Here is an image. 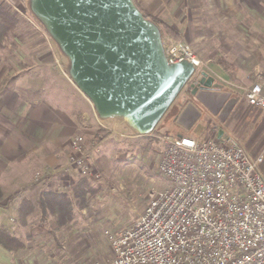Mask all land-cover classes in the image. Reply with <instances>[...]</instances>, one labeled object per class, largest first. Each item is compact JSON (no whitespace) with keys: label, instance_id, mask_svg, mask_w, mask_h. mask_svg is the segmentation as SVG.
Listing matches in <instances>:
<instances>
[{"label":"rangeland","instance_id":"obj_1","mask_svg":"<svg viewBox=\"0 0 264 264\" xmlns=\"http://www.w3.org/2000/svg\"><path fill=\"white\" fill-rule=\"evenodd\" d=\"M0 1L5 6L14 9L21 18L18 30L11 36L12 40L4 49H0V86L8 77L13 75L17 76L16 80L12 82L14 87L16 88L18 85L25 87L24 84H21L19 78L21 75L24 76L25 70L31 71L32 68L27 69L25 66H31L38 61L41 58V56L39 57V52L41 51L46 53V56L41 59L44 61L54 60L55 63L59 62L58 64L61 65L67 75V59L60 53L57 45L47 34L44 27L29 11L28 0ZM138 1L136 3L145 16L147 15L148 18L159 22L165 32L167 31V26L176 31L177 36L165 33V47L170 41L184 40L190 43L204 62V65H207L204 70L214 77L215 83H222L216 78L217 73L215 72L220 66L218 63L220 57L234 65V68L229 67L226 70L223 67L222 69L229 74L235 72L236 78L234 80L243 88L255 83L259 75L264 76V68L260 67L259 64L260 59L263 60L264 64V34L258 36L254 33L253 36L249 37L241 35L238 30L241 25L234 18L236 12L231 11V5L224 4L222 2L224 0H164L170 1L168 4L159 3L160 0H152L153 5H146L143 2L140 4ZM166 5L168 6V12L165 11ZM171 7L178 9V19L173 20L169 17L170 13H174L169 11ZM185 16L187 19L191 18V22L188 19L190 24H187V27L182 23ZM250 28L253 31L255 30L253 26ZM236 42L239 45L245 43L249 47L254 45V50L235 51L233 45L237 46ZM258 44L261 46H257ZM258 58H260L259 61ZM20 69L23 70L20 71ZM41 71H43L42 76L44 77L42 82L48 85L52 84L51 78L55 77V75L52 72L49 73L48 70L42 69ZM227 84L231 85L229 82ZM220 88L217 93H227L224 104L225 114L222 117L214 116L205 107H200L204 117L198 119L190 130L174 123V117L182 108L189 102L197 103L193 101L187 102L192 90L184 88L163 116L153 134L158 131L157 134L165 137H175L179 134L195 136L202 129L208 130L212 126L221 128L226 135L236 138L252 157L262 153L263 161L260 164V170L264 175V113L249 106L245 99L238 97L237 94L228 92L223 87ZM85 101L91 115V117L86 119L85 124L86 128L90 129L75 134L71 139V144L76 136H84L85 147L89 149L92 155V170L94 175L97 174V176H94L93 181L82 175L78 168L70 164L69 160L72 151L67 156L66 164L60 168L63 171L71 172L75 169L95 189L88 195L86 215L94 221L96 217H102V222L96 228L97 241L91 246L93 251L89 258H93V260L87 259L84 262V264H93L94 259L101 258V255L92 253H99V251L101 253L102 250L112 249L108 236L109 232L116 233L132 226L149 203L150 192L155 189H162L167 182L158 169L164 150V144L160 140L155 139V137L153 139L152 134L136 139L131 137L135 135L134 131L122 120L106 119L102 120L106 125L114 127L113 123H115L114 125L117 128L123 127L126 130L122 131L114 127L118 132H114V135L116 134L121 139L120 143H101L110 131L98 128L97 115L94 112L93 105L88 98ZM88 123H92V126L88 127ZM106 159L112 162L108 163L109 170L104 164ZM104 172L107 175L111 174L108 178H104ZM36 176L41 178L44 175L36 174ZM8 198L5 197L0 202V208H8L10 206L5 207ZM0 263L6 264L1 261Z\"/></svg>","mask_w":264,"mask_h":264},{"label":"built area","instance_id":"obj_2","mask_svg":"<svg viewBox=\"0 0 264 264\" xmlns=\"http://www.w3.org/2000/svg\"><path fill=\"white\" fill-rule=\"evenodd\" d=\"M165 52L170 63L194 65L184 87L191 91L207 65L184 40L170 41ZM262 79L244 89V98L264 110ZM96 121L99 129L117 132ZM218 134L215 126L202 136L152 133L164 144L158 169L166 186L150 192L132 226L109 232L113 255L94 264H264L263 155L252 157L236 138ZM84 143L83 135L73 139L69 161L94 181Z\"/></svg>","mask_w":264,"mask_h":264},{"label":"crops","instance_id":"obj_3","mask_svg":"<svg viewBox=\"0 0 264 264\" xmlns=\"http://www.w3.org/2000/svg\"><path fill=\"white\" fill-rule=\"evenodd\" d=\"M151 1L139 0L138 3L153 5ZM163 1L160 0L159 3L168 4L170 2ZM222 2L231 5L230 10L236 12L233 17L241 25L238 27L241 35L249 37L254 33L258 36L264 34V0H224ZM167 8L166 5L165 11L168 12ZM169 11L174 12L169 14L171 19H178L179 14L176 7L175 9L171 7ZM188 19L191 22V18ZM188 19L185 16L182 20L186 27L190 24ZM252 26L255 28L254 31L250 28ZM236 45L233 47L238 52L254 50V45L253 47L245 43ZM41 53L42 51L39 52V57L46 56L45 52ZM41 58L33 65L25 66L27 69L32 68L31 71L25 70L24 76L21 75L19 78L25 87L18 85L15 89L0 96V188L4 197L19 193L8 208H0V227L10 229L25 243L24 248L17 253L6 250L0 244V261L6 264H55L58 262V264H84L87 259L93 260L89 258L93 251L91 246L97 241L96 228L100 226L102 217H96L95 221L90 219L86 215L88 210L86 207L77 214L73 221L55 234L51 233L53 225L51 215H43L37 211L27 218L26 224H22L18 219V209L23 197L36 203L37 198L46 191L70 190L75 176L79 173L75 169L72 172L63 171L60 167L66 164L67 156L72 151V137L83 130L90 129L86 128L85 124L86 119L91 117L85 101L87 97L73 84L59 66V62L44 61ZM222 68L223 66L220 65L215 71L216 78L222 82V87L244 98L245 88L239 86V83ZM40 69L48 70L49 73L52 72L55 75L51 78L52 84L42 82L44 77ZM262 83L264 91V76ZM22 90H31L33 93L23 98L20 93ZM198 103L200 104L199 101ZM185 107L174 117L173 121L190 130L198 119L204 116L201 114L192 124L191 119L195 113L189 110L182 117L184 125L179 119ZM200 107L198 106L199 109ZM251 107L264 113L261 108ZM114 124L113 126L116 127ZM117 129L126 130L123 127ZM202 131L203 129L195 136H202ZM120 141L121 139L116 134L109 133L101 143H120ZM36 174L44 176L37 178ZM92 254L101 255V258L94 259V264L95 261L111 257L113 251L105 249L101 253L99 251V253Z\"/></svg>","mask_w":264,"mask_h":264},{"label":"water","instance_id":"obj_4","mask_svg":"<svg viewBox=\"0 0 264 264\" xmlns=\"http://www.w3.org/2000/svg\"><path fill=\"white\" fill-rule=\"evenodd\" d=\"M28 9L67 59L68 77L97 117L120 119L137 135L153 133L194 71L188 60L168 61L161 28L135 0H28ZM214 80L202 72L191 94L222 117L227 93L212 91L222 87ZM189 110L192 124L202 114L189 102L180 122Z\"/></svg>","mask_w":264,"mask_h":264},{"label":"trees","instance_id":"obj_5","mask_svg":"<svg viewBox=\"0 0 264 264\" xmlns=\"http://www.w3.org/2000/svg\"><path fill=\"white\" fill-rule=\"evenodd\" d=\"M20 22L21 18L19 14L0 1V49H4L12 40L11 36L18 30ZM157 24L161 28L165 43L166 38L164 35L166 32L173 36H177L176 31L170 26H167V31L165 32L159 22H157ZM259 59L260 58H258V61ZM218 63L226 68V70L229 67L234 68V65L228 63L223 57H220ZM259 64L260 67L264 68L263 60L260 59ZM230 74L232 79L236 78L235 72H231ZM16 78L17 76L11 75L1 84L0 96L15 88L12 82H14ZM20 93L23 98H27L33 92L31 90H22ZM108 163L110 164L112 162L106 159L104 163L106 168L109 166ZM109 169L110 168H108V170ZM105 173L106 172L103 174L104 178H108L111 174L109 173L107 175ZM94 190V187L85 177L76 175L69 191H46L37 198L36 203L32 202L29 198L23 197L18 209V219L22 224H26L27 218L30 215H34L37 211L43 215H51L53 219V229L51 233L55 234L69 222L73 221L77 214L88 206V195ZM18 196L19 193L10 196L5 207L11 205ZM4 198V194L0 188V202H2ZM0 244L6 250L13 253L21 251L25 246L23 239L6 227H0Z\"/></svg>","mask_w":264,"mask_h":264},{"label":"flooded vegetation","instance_id":"obj_6","mask_svg":"<svg viewBox=\"0 0 264 264\" xmlns=\"http://www.w3.org/2000/svg\"><path fill=\"white\" fill-rule=\"evenodd\" d=\"M215 82V80H214ZM221 88L220 87H216V86H212L211 90L214 91V92H217L218 90H220ZM189 101H193V102H197L196 104L200 107L201 105L198 103V101L196 100V96L191 94L190 93V96H188V100L187 102Z\"/></svg>","mask_w":264,"mask_h":264}]
</instances>
